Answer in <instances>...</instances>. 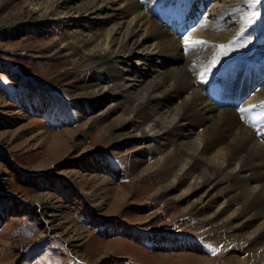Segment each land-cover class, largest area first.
I'll return each mask as SVG.
<instances>
[{"label": "bare ground", "instance_id": "1", "mask_svg": "<svg viewBox=\"0 0 264 264\" xmlns=\"http://www.w3.org/2000/svg\"><path fill=\"white\" fill-rule=\"evenodd\" d=\"M23 1L36 9L23 12L19 23L34 22L40 26L52 24L64 27L66 33L58 38V44L62 45L59 48L60 56L74 63V69L85 77L100 73L93 80L87 79L85 84L65 90L69 98L75 99L74 107L78 111L83 110L85 117L90 115L89 119L94 122L99 118H107H104V114H92L99 104L112 97L116 103L110 110L122 107L126 109L125 116H120L108 126L117 141L115 149L128 146L135 140L150 139L154 142L126 155L140 156L129 160L132 173H141L139 177L143 179L146 173H163V178L166 179L175 175L172 184L159 188L163 193L177 187L180 189L188 177L195 179L190 187V191L194 192L205 187L214 190L223 186L225 192L237 189L238 194L228 204L243 202L241 215L236 214L238 222L248 214L254 219L264 217V116L259 114L264 112V87L261 85L264 84V64L258 63L253 57L247 68L241 66L242 61L251 56L250 50L258 47L257 40L264 44V35L257 31L260 24L258 27H248L244 33L233 32L235 25L241 24L245 19V9L248 8L246 5L253 3V0H219L211 9L212 19H209L206 9H195V21L190 20L191 4L196 5V1L199 4L201 0H192L191 4L190 0H182L185 9L165 13L160 18L161 23L157 20V15L150 17L146 14L147 5L153 2L158 1L154 6L155 11L159 10V0H147V5L146 0ZM119 3L121 5L118 6ZM238 16L241 21L236 22L239 20L236 18ZM196 23H199L198 27H194ZM72 26L78 29L73 30ZM171 30L182 37H189L187 52L183 50L185 42L172 34ZM154 40L155 45L150 43ZM197 41L203 43L198 44ZM158 58L171 59L176 66L160 70L157 68ZM228 62L227 67L222 70L221 86L211 96V100L216 98L218 102L214 103L213 100L212 103L195 88V83L202 81L216 65L224 66ZM103 80L112 84L105 85ZM32 88L35 90L33 102L36 111L46 113L54 104L53 117L59 122L71 119L72 114L66 103L55 102L50 91L39 84ZM78 90L80 94L76 95ZM59 101L64 102L62 99ZM80 103L90 106L85 109ZM250 108L255 109L253 117L261 120L258 125L253 126L258 128V136L243 120L250 117ZM75 113L79 117L82 115L77 111ZM199 128L202 131L197 134L194 129ZM45 130H39L38 135L49 133ZM62 133L52 134L54 149L70 143L72 133ZM143 149L154 152L152 162L145 166L141 163L150 161V156L145 155ZM115 152L113 149L111 154ZM158 154L160 158H157ZM128 157L125 158L129 159ZM91 158L90 156L89 159ZM97 160H88L86 167L100 173L97 176L100 177L101 184L108 186L111 179L105 173L115 177L120 171L105 161ZM79 172L73 169L67 174L78 176ZM124 186L112 188L111 192L115 193L113 198L120 201L122 194L125 197ZM105 190L107 194L109 189ZM54 199L53 194L47 193L43 200L48 203ZM104 203L105 199H101L96 202V206L101 208ZM52 204L48 217L52 221H61L62 230L59 234L67 236L65 239L76 257L89 262L87 257L80 254L81 247L87 242L86 231L74 221L63 218L62 203L59 206L55 205L56 202ZM201 208L193 204L189 212L192 210L190 214H195L198 221L212 226L209 230L213 233L212 237L224 244L231 238L238 245L240 241H244L240 245L242 249L232 251L224 264H254L249 259L252 252L257 259L256 264H264V246H257L264 239V232L247 238V234L236 236L228 232V235L225 229L234 227V222L230 220L234 217H226L230 220L228 221L217 213L210 214ZM114 227L118 231H129L118 225ZM241 227L240 231L246 233L252 225L243 220ZM129 232L144 244L158 245L164 250L190 246L206 251L202 243L191 237L181 238L162 233L147 236L137 235L134 230ZM157 255L163 258L168 254L162 251ZM193 261L194 264H212L214 259L193 254Z\"/></svg>", "mask_w": 264, "mask_h": 264}, {"label": "rangeland", "instance_id": "2", "mask_svg": "<svg viewBox=\"0 0 264 264\" xmlns=\"http://www.w3.org/2000/svg\"><path fill=\"white\" fill-rule=\"evenodd\" d=\"M173 1L167 0L168 5L176 6L177 3ZM175 1L183 5L182 0ZM218 2L219 0H201L198 4L200 7L191 4L190 20L195 21V9H206V14L212 19L211 9ZM156 3L148 4L146 0V14L150 17L157 15L160 23L161 16L176 10L171 6L164 9V1L159 0L161 7L155 11ZM246 6L248 8L245 9V19L241 24L235 25L233 32L244 33L248 27H258L260 24L257 31L264 35V0H253V3ZM32 9L36 7L27 1L0 0V264H194L193 254L213 258L212 264H224V260L232 251L242 249L240 245L244 241H240L238 245L233 242L234 238H231L224 244L223 241L212 237L213 233L209 232L212 226L198 221L195 214H190L192 210L189 212V209L193 204L199 205L210 214L217 213L225 220L234 222L232 229H225L228 235L247 234V238L249 235L264 232V217L254 219L248 214L238 222L243 202L228 204L238 194L237 189L225 192L223 186L214 190L205 187L194 192L190 191V187L195 179L188 177L180 189L177 187L163 193L159 188L172 184L175 175L167 180L163 178V173H146L143 179L139 177L141 173H132L129 160L140 156L126 155L134 149L154 142L150 139L135 140L128 146L115 149L117 141L108 126L120 116H125L126 109L122 107L110 110L116 103L112 97L99 104L92 114H104V118H107H99L94 122L89 119L90 115L85 117L83 110L78 111L76 106L74 107L75 99L69 98L65 90L85 84L87 79L93 80L100 73L85 77L75 70L74 63L60 56L59 48L62 45L58 44V38L66 33L64 27L18 22L23 12L27 13ZM236 18L239 19L236 22L241 21L240 16ZM199 23L194 27H198ZM72 29L77 30L78 27L72 26ZM171 32L178 39H182L178 33L172 30ZM150 43L155 45L156 41ZM256 44L258 47L250 50L249 59L242 61L243 66H248L253 57L258 63H264V44L258 40ZM183 48L186 52L185 47ZM157 62V68L160 70L176 66L171 59L158 58ZM228 64L229 62L224 66L216 65L207 72L202 81L195 83V88H198L207 100H214H211V96L220 88L223 81L222 70ZM212 80L215 82V85H212L215 89L206 92L212 87ZM103 83L112 84L108 80H103ZM37 84L49 90L55 102L68 105L71 119L59 122L53 117L54 104L46 113L35 110V90L32 87ZM261 85L264 87L263 83ZM79 92L80 90L75 94L79 95ZM61 99L64 102L59 101ZM215 102L217 101L214 100ZM80 104L86 109L92 102L90 105ZM250 109L248 116L253 117L255 109ZM76 111L82 115L77 116ZM259 114L264 116V112ZM250 117L243 120L258 136L259 130L253 126L258 125L261 120L256 117L250 120ZM39 130L49 133L38 135ZM68 130L72 133L70 143L57 148L58 150L54 149L51 143L52 134L61 131L66 134ZM194 130L199 134L202 128ZM113 149L116 152L111 154ZM142 151L150 156V161L141 163L145 166L152 162L154 152L148 149ZM93 157L98 159L97 161L107 162L109 166H115L120 171L115 177L105 173V176L111 179V182L107 183L108 186L101 184L100 177L97 176L100 173L86 167L87 161L94 159ZM157 158H160L159 154ZM73 169L80 171L78 176L67 174ZM123 184L126 198L122 194L123 199L118 201L113 198L115 193L111 191L115 186ZM106 188L109 189L107 194ZM47 193L54 195V201L46 203L43 200ZM99 199H105L101 208L96 206ZM53 202H56L57 206L63 204V218L74 221L86 231L87 242L81 247L80 254L87 257L90 263L82 261L72 253L66 241L67 236L59 234L62 230L61 221H52V218L48 217V210ZM226 217L234 218L229 220ZM243 220L252 225L249 233L240 231ZM115 225L129 231L134 230L137 235L151 236L162 233L181 238L191 237L202 243L206 251L190 246L164 250L158 245H146L133 237L129 231L116 230ZM203 231L205 234H197ZM260 243L258 247L264 246V239ZM162 251L168 255L158 257L157 254ZM249 259L256 264L257 259L254 258L253 252Z\"/></svg>", "mask_w": 264, "mask_h": 264}, {"label": "snow or ice", "instance_id": "3", "mask_svg": "<svg viewBox=\"0 0 264 264\" xmlns=\"http://www.w3.org/2000/svg\"><path fill=\"white\" fill-rule=\"evenodd\" d=\"M182 40L185 42V45H186V47H185V51L187 52L188 47H189V45H188L189 37H188L187 35H184V36L182 37ZM197 43H198V44H202L203 42H202V41H197ZM241 111H244V110L241 109ZM213 252H214V250H213Z\"/></svg>", "mask_w": 264, "mask_h": 264}]
</instances>
